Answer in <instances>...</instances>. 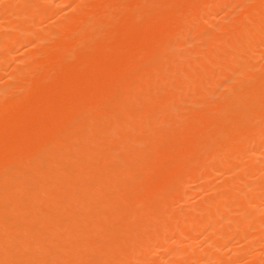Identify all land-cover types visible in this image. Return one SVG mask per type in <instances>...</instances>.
<instances>
[{"label":"rangeland","instance_id":"obj_1","mask_svg":"<svg viewBox=\"0 0 264 264\" xmlns=\"http://www.w3.org/2000/svg\"><path fill=\"white\" fill-rule=\"evenodd\" d=\"M3 1L4 0H0V26L2 27L0 28V172L2 173L0 175V181H8V184L7 182H2V184L5 186L6 190L7 188H10L11 191H5L0 182V192L5 191V194L3 193L4 195L0 193V197L2 196L0 199L2 203H0L3 204L4 207H6L5 204L7 203V206H10L9 208L7 207L8 209L6 210L5 208H3V205L0 204L2 206L0 210H17L15 212L18 214L13 213V215L15 216V220H18L19 224H22L19 226L16 221L14 222V217H12L13 220L11 219V217L9 218L11 219L10 222H12L13 224V228H15L14 231L16 232V238L19 235L22 236L25 232L27 235V231H30L31 229H34L33 231H30V233L33 232L32 234L34 236V239L38 238V241H33V239L31 238L33 236H30L32 234L28 233V236H30V239H32L31 243L34 242L35 244V246L33 245V248L36 250H34L32 248V245L28 243L29 240L25 242L27 244L23 242V245H26V250L28 247H31L32 252L30 251L31 249L29 250V252H27L28 250L26 251L24 246V248H20L22 246V242L19 243V241H25L24 238H26V236L23 238V240V236L20 238V240L18 238L17 240L12 237L14 235H9L13 232V228L9 229V227L11 226V224L8 222L9 219L6 220L5 218V221H7L6 224L8 223L9 225H4L5 223H3V215H0V221L2 223L0 224L5 226L3 227L0 225V234H2L0 235V237L2 236L4 238L5 236L6 239L4 238V240L6 241H9L8 237H11V239L13 238V240L15 239V241H18H14V243L12 244H10L9 242L8 246L9 244L11 246L13 244H19V247H17L18 245H15L14 247H9L8 249V246L4 245L5 241L0 239V249L2 247L1 250H4V248L7 247L8 251L4 250V252H9V255L11 253L13 255L14 253L16 254L18 252L17 256H9L10 259H12L11 261L9 257V260L5 257L6 260L3 261L6 263L10 261V264H49L50 262L55 264V262L57 261V264H85L89 259L86 264H88V262L93 264L94 261L96 262L95 264H120L122 260V264H264V129L262 128L264 127V123L263 125H261V123L259 122H263L264 120V82H262V80L264 81V0H199L200 3L201 1L203 3H199L201 6L197 4L198 1L196 0L194 1V4L190 5H188L190 0H179L178 2L180 3H178L177 0H63V2L62 0H7L4 1L6 3H4ZM185 1H187L188 3H186ZM205 1L206 3H204ZM151 3L155 4L156 6ZM133 4H135L136 6ZM36 5H38V7H36ZM41 5L43 6L41 7ZM46 5H49V8ZM187 5H192L191 8L189 7L192 10H189ZM33 7L35 10L37 8V10L35 11ZM134 7L137 10H135ZM185 7H187L188 12H192L191 14L196 13L198 10L200 11H198V14H195L194 16L188 13V15L184 17L182 16V14L183 11L186 10ZM193 7L196 9L193 10ZM197 7L201 8L198 9ZM174 9H178L180 11L183 10L182 12H180L182 14L180 15V13L177 12L178 10L175 11ZM249 9L252 10L250 11ZM172 10L174 11V14L178 13L177 15L179 16L175 15L174 18V15H171L173 13ZM136 11L138 14L136 13ZM253 11L254 13H251ZM168 12L170 16H168L167 14V16L165 15V13ZM248 12H250L252 15ZM140 14L144 18L143 21L141 20L142 17ZM162 14L164 17L166 16L165 19L163 18ZM129 15L130 17H128ZM132 15H134L137 20L139 19L138 21H142L141 24L144 23V27L140 24V22L136 20V18H131ZM160 15L162 17H160ZM243 15L246 17L245 19L243 18ZM167 17H173L174 19L171 18V21L173 20V22L178 21V28L175 26L176 24L174 23L173 25L172 22L169 21L170 18L168 19ZM176 17H178L179 19H176ZM182 17H187L186 20L188 19L190 21V24L188 20L187 22L182 21L184 20V18ZM147 18L150 20H147ZM161 18H163L164 20ZM241 18L243 19L241 20ZM153 19L155 21H153ZM156 19H158L160 22L162 21L163 23H159L158 20L156 23ZM126 20L127 23L129 22L128 24L125 23ZM130 20L132 24L130 23ZM166 21H169L171 25ZM136 22H138L139 26ZM182 22H184L185 25ZM165 23L170 26V29L172 25L175 26V28L172 27V29L175 30H173V32L172 30H169ZM179 23L180 25H182L181 27ZM130 24L134 27L137 24L135 27L136 29L129 28ZM146 24L151 28L150 30L149 27L146 26ZM160 24L164 25L161 26ZM203 24H205L206 26ZM246 25L248 26V28L246 27ZM155 26L160 29L157 30ZM11 27H13V29ZM125 27L131 30L130 31L126 28L128 32H131L132 34L135 32L134 34L136 35L139 32L137 29H140L141 34L138 35L142 37L141 40H139L140 38L138 35V37L135 35V38H133V35L131 36V33L128 34L127 31H122ZM145 27L148 30H146ZM19 28L25 33L21 32ZM115 28L116 30L117 28L118 30L122 29V32L119 30L117 31L119 34L115 33ZM143 28L145 32L143 31ZM167 28L168 30H166ZM152 29H154L153 33L151 32ZM185 29H187V31ZM177 30L178 34H174L173 37L171 34L175 33ZM146 31H148L149 33ZM143 32L146 34H150V36L144 34ZM163 32L168 33L165 35H170L167 36L169 38H166ZM121 33H125L128 36L130 35L129 38L132 37L133 41L126 38V35L122 34V36L128 39L126 41L125 38H122ZM249 33L254 37L249 36ZM152 34L154 37L151 36ZM156 34H159L158 37H156ZM111 35H118L122 38H115L117 40H125L123 42L125 43V46L122 42L117 43V45L115 43L117 41L113 42L110 40L114 43V48H111L110 46L112 45V43L110 41L107 42L108 38L111 37ZM260 35H263V39L260 38ZM107 36L109 37L107 38ZM113 36L112 38L114 40ZM162 36L165 37V40L167 39L166 41L167 43H169V45H167ZM243 37L246 39H244ZM158 38L160 40H163V45L158 41ZM134 39H136V41ZM102 40H106L105 46H103L104 42ZM138 40L140 42H137ZM142 40L144 43L142 42ZM151 40L155 42L158 41L159 43L157 42V44L155 43V45L154 43L150 42ZM179 40L180 43H178ZM101 41L103 43H101ZM145 41H148L149 43ZM129 42L136 43H130L131 45H129ZM258 42H260V44H258ZM95 43H97L99 46L98 52L96 49H94L97 47ZM120 43H122L121 48ZM145 43L148 44L145 45ZM159 44L161 45L158 49ZM76 45L77 47H75ZM100 45L103 46L102 48L106 51L107 56L105 55V51H102ZM132 45L133 47L135 46V50H133L134 48H130ZM115 47L119 51L116 50ZM148 47H151V49L149 48V50H147ZM144 49L147 51H145ZM155 49H157L158 51ZM88 50L89 53L90 50L92 51L90 55L94 54L95 52L97 54L100 53V55L103 56L104 59L102 60L101 57H98L100 55H97L96 53L94 55L95 58L94 56L92 58H89L90 55H87ZM93 50H95V52ZM150 50L154 52L151 51L152 53L148 54L147 56V52H149ZM142 51L145 55H143L142 53L143 56L141 55L140 58V54ZM84 52H86L88 58L85 56ZM116 52L117 55H119V53L120 55L117 56ZM164 53L167 54L165 55ZM132 54L136 56L134 57ZM82 55L84 56V59ZM111 55L114 56V59ZM168 56H170V58ZM111 58L113 60H111ZM88 59H91L90 64ZM92 59H95L96 62L92 61ZM99 60L101 63L103 62L102 65ZM84 61H86V63ZM82 64L84 66H82ZM86 64L88 65L90 72H88L89 69L85 67ZM140 64L142 66H140ZM247 64L249 67L247 66ZM93 65H95L96 69ZM169 65L172 66L170 67ZM104 66L108 68H104ZM91 68L95 77L90 74L92 73ZM259 70H263L261 71L263 75H258L261 73ZM94 71H96L97 73H95ZM109 71L110 73H108ZM119 72L120 74H118ZM14 75L16 76L14 77ZM250 75L253 77H251ZM256 75H258L259 77H256ZM100 76H103V79L101 78L99 80ZM92 77L93 79H91ZM105 80L107 83L105 82ZM252 82L254 83L252 84ZM254 84L257 85L255 86ZM243 86L247 87L244 88ZM95 90L98 91L95 92ZM9 91L11 92L9 93ZM237 91L240 92L238 93ZM228 94L229 96H227ZM252 94H254L253 97L255 96L254 99L252 97ZM221 95H223V98ZM66 96L69 98H67ZM240 96L241 98H239ZM225 97H227V99ZM79 98H81L83 101ZM89 99L92 101H90ZM223 100L224 102H222ZM234 100L236 101L234 102ZM240 100L244 101V103ZM119 103L120 105L123 104L127 108L124 106L119 107ZM77 104L80 110H83L84 107L86 108L82 112H78L80 110H78ZM79 104H82V106H80ZM85 105H87L88 107ZM69 108H71V110ZM247 108H249V111L247 110ZM245 109L247 111H245ZM252 109L253 113H251ZM30 110L31 112H29ZM71 111L73 114L71 113ZM65 112H68L69 114ZM74 112H77L78 114L76 113V115ZM139 112H141V114ZM221 113H223V117ZM248 113L249 115H247ZM65 115H68L69 117ZM60 116L61 118H59ZM62 116H64L65 118L67 117V120H65ZM217 117H219L218 120ZM30 120H32L31 124L29 122ZM194 120L195 122H193ZM252 121L255 123H253ZM197 122L199 123L197 124ZM258 122L260 123L259 126ZM77 123H79L78 125L80 127L76 125ZM131 123L133 124L131 125ZM70 124H72L73 127ZM134 124L135 126H133ZM65 125H67V127ZM182 125L184 126L183 128ZM253 126H256L257 129ZM199 127L202 128L198 130ZM259 127L262 129H260ZM100 128L103 131H101ZM180 131L181 134L179 133ZM191 132L194 133L192 134ZM58 133L60 134V137L58 138H62L60 141L59 139H57V136L59 135ZM147 133L149 135H147ZM189 133H191L192 136L189 135ZM63 134H66L67 136L65 135L64 138ZM169 136H171L172 138ZM25 137H27L26 141ZM29 137H32V139H30ZM100 137H103L104 139H101ZM45 139L48 140V143ZM247 139L251 141H248ZM27 142H30L31 145L33 144L34 146H31L30 148V143ZM32 142H34L36 145ZM23 144L25 146H22ZM212 145L213 147H211ZM24 147H26L27 149L24 150ZM251 147H253V149ZM22 148L24 152L26 151L24 153L26 157L23 155V152H21L23 151ZM103 149H105V151L107 150V153L104 152ZM15 150H20V153H15V156H13L14 152H18ZM31 150H33V152ZM27 152L28 154H26ZM102 152L104 153L102 154ZM122 152L125 154V156L124 154H122ZM17 154H20V156L18 157ZM106 155L109 156H107L108 158L104 160ZM10 156L14 158L10 159ZM20 158L22 159V162L20 161ZM51 159L55 160V163H53L54 161H51ZM87 159L89 161H93H90L88 163ZM98 160H101L102 162ZM14 161H17L18 164ZM23 161L26 163H23ZM47 161L49 162L47 163ZM19 162H21L24 166L22 167V164ZM71 162L73 163V165L77 164L75 167L77 168V166H79L78 169H80V171L76 170ZM14 163L17 165L20 164V166H17ZM54 164H56V166H52ZM46 166H49L50 168H52V170H50V168H47ZM61 166H63V168ZM65 166H68L71 169H68V167ZM229 166H231L232 168ZM36 167L42 168V170H39L37 168L39 170L38 171ZM72 167L75 169H73ZM11 168L13 170V173L10 172ZM59 168H62L63 171L61 169V171L59 172ZM43 169H45V172L43 171ZM46 169L47 172L50 171L51 173V175L49 173L50 176L48 175L49 180L45 179L47 176ZM26 170H29V173L35 170V172H38V174L40 172L41 176H43L44 172L46 176L43 177L45 178L40 176L42 178L43 184H41L42 181H40V179L38 178L39 176L37 175V173L34 174L35 176L37 175L36 179H39L37 181L40 182V187L38 186V183L35 184V181L33 180V174L31 181V174L28 175V171ZM53 170L55 171V173L53 172ZM70 170L72 171L69 172ZM121 170L124 171L125 174L121 172ZM25 171L27 175L24 174ZM64 171L68 174L61 173ZM72 172H75L73 173L75 176L71 175ZM22 173L25 176H22ZM27 176L30 177V179L28 177V182H26ZM5 178L7 180H5ZM8 178L10 180H8ZM17 178H19L21 182L22 180H25L26 184L30 183V181L32 183L26 185L25 182H23L24 186H21L22 183H20V187L24 190L19 189L20 187H18L17 189L19 183V179L17 180ZM13 180L15 181L14 184H16V182L18 181L16 184L17 186L14 187L16 189H12V187L15 186L12 184L14 182ZM91 180L92 182L94 181L95 184H92ZM33 181L35 185L33 184ZM31 184H33V187L31 186ZM41 185L43 186V190L40 189ZM34 186H36V189ZM181 186L183 188H181ZM25 187L28 189H26ZM210 187H213V189ZM196 188L199 189L197 190ZM33 189L34 191H36L34 192ZM26 190H29L27 191L29 193H27ZM71 190L74 194L72 192H69ZM47 191H51V193L55 192V195H52L51 193V195H48L49 193L47 194ZM185 191L188 193L186 194ZM24 193L26 196H24ZM6 194L8 198H6ZM29 194H31V197L29 196ZM44 194L46 195V197L44 196ZM66 194L69 196L67 197ZM47 196H50V199L48 198L49 200L47 199ZM3 197H5L4 200ZM29 197L31 200L29 199ZM38 197H42L44 200H42V198L39 200ZM9 198L10 200L7 201ZM24 198L27 200H24ZM20 199H22V202L25 201V203L32 200L35 202L34 203L32 201L33 203H29L31 211H29L30 208L28 207L27 203L25 204L26 206L23 205L26 207V209L22 208ZM12 200H14V203L16 204L19 203V200L20 208H12L16 205L12 202ZM235 200H237V203L235 202ZM10 201L12 202L13 206L10 205ZM206 201L208 202V204H210L208 205ZM30 204H35L36 207ZM17 205L19 207V204ZM20 210L25 211V213L23 211L21 212ZM201 210L205 212H202ZM65 211L67 212L65 213ZM94 212L95 214H93ZM105 212L108 213L106 214ZM60 213H62V215L64 214V217L62 215L61 217ZM67 213V216H70V218L66 217ZM102 213L105 214V218L104 214ZM92 214L95 216H93ZM101 214L103 215V218H100ZM17 215L19 216L17 217ZM38 215L39 218L41 216L45 220H43L44 224L43 222H41L44 227L39 222L40 219L38 218ZM83 215H87L88 218H85V216ZM97 215H99L98 218H96ZM66 218L67 220H71L67 221ZM36 220H38L36 222L37 224L34 223V221ZM54 220H58L57 223L61 222L60 224H62L60 225V229H63H61L60 234H62L63 236V233H69L68 237L71 240L67 237V234L64 235L63 238L61 237L62 242L59 240L60 243L63 244V242L65 243L69 239V244H63V247V245L61 246L59 243L61 247H58L56 246L58 244L55 243L56 248L58 247L63 249H59V252H57V249L55 254H52L54 250H52L51 254V250H49V253L47 252L46 255V251L48 250L46 248L47 244L49 243L48 239L51 237L49 232L50 230L54 231L57 228L56 222ZM79 220H81L80 222H78L79 224L76 223ZM181 220H183L184 222ZM195 220L199 222V225ZM62 221L66 222V224ZM47 222L48 224L50 223V225H48ZM15 223L17 225H15ZM24 225L26 227H24ZM30 225H32L31 227L34 226V228L28 227ZM40 225L48 233H44L45 231L42 229L44 231L42 234ZM53 225H55V228L51 227ZM16 226H19L20 229ZM57 226H59V224ZM68 226L71 227V230ZM6 228L8 230H11L12 232L8 231L10 233H6ZM37 228H39L40 230L39 233L36 232L38 231L36 230ZM66 229H68L67 232ZM20 230H23L22 233L20 232ZM58 230H56V232ZM34 233L37 234L34 235ZM6 234L9 236H7ZM39 234L42 237H39ZM44 234L49 235L46 240L44 237H47V235ZM174 235L177 236V240ZM65 236L67 238L66 241ZM147 236L148 238H146ZM52 238L51 241L54 240ZM144 238L146 239L145 241ZM11 239L10 241H13ZM40 239H42V241ZM39 240L40 245L42 246L39 245ZM137 241H139L140 243ZM36 244L40 248H38ZM133 244L135 248L134 246H132ZM42 247L44 251L40 250ZM184 247L186 250H182V248ZM13 248L18 251L13 252ZM21 249L24 252L22 251V254H19V251H21ZM64 249L65 251H63ZM174 249L178 252L174 253ZM178 249H181L180 252ZM126 250L127 254H125ZM4 252L1 254H4ZM133 252L135 253L132 254ZM167 252L168 254H166ZM23 253L27 255L25 256L27 258L24 259ZM27 253H31L32 255L28 257L29 254ZM135 254L139 255H137L139 257V260ZM131 255H135L136 259H134L135 257ZM89 256L91 258H89ZM129 256H131L132 258L129 259ZM150 256L153 257L154 261ZM18 257H23V259H19ZM15 258H18L19 260ZM42 258H44L45 260Z\"/></svg>","mask_w":264,"mask_h":264},{"label":"bare ground","instance_id":"obj_2","mask_svg":"<svg viewBox=\"0 0 264 264\" xmlns=\"http://www.w3.org/2000/svg\"><path fill=\"white\" fill-rule=\"evenodd\" d=\"M1 1H2V0H1ZM4 1H7V0H4ZM4 1H3V2H4ZM33 1H34V0H33ZM53 1H54V0H53ZM147 1H148V0H147ZM164 1H165V0H164ZM167 1H168V0H167ZM170 1H172V0H170ZM173 1H174V0H173ZM175 1H176V0H175ZM178 1H179V0H177V2H178ZM190 1H191V0H190ZM190 1H189V4H188V5H190V4H194V3H195V2H194L195 0L191 1V3H190ZM196 1H198L197 4L200 3L199 0H196ZM203 1H204V0H203ZM207 1H209V0H207ZM212 1H213V0H212ZM51 2H52V1H51ZM62 2H63V0H62ZM91 2H92V1H91ZM136 2H137V1H136ZM143 2H144V1H143ZM181 2H182V1H181ZM185 2L188 3L187 1H185ZM192 2H193V3H192ZM262 2H263V1H262ZM262 2H261V3H262ZM4 3H6V2H4ZM8 3H9V2H8ZM81 3H82V2H81ZM81 3H80V4H81ZM103 3H104V2H103ZM149 3H150V2H149ZM166 3H167V2H166ZM174 3H175V2H174ZM178 3H180V2H178ZM204 3H206V1H205ZM211 3H214V2H211ZM84 4H85V3H84ZM86 4H87V3H86ZM105 4H106V3H105ZM135 4H136V3H135ZM135 4H133V5H135ZM138 4H139V2H138ZM140 4H141V3H140ZM151 4H153V3H151ZM160 4H161V3H160ZM164 4H165V3H164ZM197 4H196V5H197ZM200 4H203L202 1H201ZM200 4H199V5H200ZM39 5H40V4H39ZM136 5H137V4H136ZM136 5H135V6H136ZM141 5H142V4H141ZM149 5H150V4H149ZM149 5H148V6H149ZM153 5L156 6L155 4H153ZM165 5H166V4H165ZM171 5H172V3H171ZM183 5H184V4H183ZM185 5H186V4H185ZM188 5H187L188 9H189V10H192V9H190V8L192 7V5H191V6H188ZM211 5H212V4H211ZM263 5H264V2H263ZM42 6H43V5H41V7H42ZM46 6H47V5H46ZM48 6H49V5H48ZM48 6H47V7H48ZM114 6H115V4H114ZM150 6H151V5H150ZM157 6H159V5H157ZM178 6H180V5H178ZM193 6H195V5H193ZM200 6H201V5H200ZM205 6H206V5H205ZM207 6H208V5H207ZM257 6H258V5H257ZM25 7H26V6H25ZM36 7H38V5H36ZM166 7H167V6H166ZM187 7H185L186 10H184V11L182 10V11H183V14L180 13V12H182V11H180V10H178V9H177L178 11H177L176 9H174V10L177 11L178 13H180V15L182 14V16L185 17V16L188 15V13H190V11L188 12ZM189 7H190V8H189ZM202 7H203V6H202ZM262 7H263V6H262ZM48 8H49V7H48ZM98 8H99V7H98ZM102 8H103V7H102ZM134 8H135V7H134ZM137 8H138V7H137ZM158 8H160V7H158ZM161 8H162V7H161ZM164 8H165V7H164ZM197 8H198V7H197ZM200 8H201V7H200ZM200 8H198V9H200ZM247 8H248V7H247ZM0 9H1V8H0ZM15 9H16V8H15ZM33 9H34V7H33ZM141 9H142V7H141ZM154 9H155V8H154ZM154 9H153V10H154ZM172 9H173V7H172ZM182 9H184V8H182ZM195 9H196V8L193 7V10H195ZM206 9H207V8H206ZM254 9H255V8H254ZM256 9H257V8H256ZM262 9H263V8H262ZM17 10H18V9H17ZM17 10H16V11H17ZM25 10H26V9H25ZM25 10H24V11H25ZM34 10H35V9H34ZM34 10H33V11H34ZM36 10H37V8H36ZM36 10H35V11H36ZM40 10H41V9H40ZM46 10H47V9H46ZM100 10H101V9H100ZM135 10H137V9L135 8ZM150 10H151V9H150ZM245 10H246V9H245ZM249 10H250V9H249ZM251 10H252V9H251ZM251 10H250V11H251ZM48 11H50V10H48ZM111 11H112V10H111ZM145 11H146V8H145ZM154 11H155V10H154ZM168 11H169V10H168ZM172 11H173V10H172ZM185 11H186V12H185ZM198 11H200V10H198ZM198 11H197V12H198ZM254 11H255V10H254ZM254 11L251 12V13H254ZM259 11H260V10H259ZM46 12H47V11H46ZM52 12H53V11H52ZM101 12H102V11H101ZM197 12H196V13H193V14H191V13H192V12H191L190 15L194 16L195 14H198ZM204 12H205V11H204ZM6 13H7V11H6ZM44 13H45V12H44ZM102 13H103V12H102ZM102 13H101V14H102ZM134 13H135V11H134ZM136 13H137V11H136ZM140 13H141V12H140ZM143 13H144V12H143ZM147 13H148V12H147ZM158 13H159V12H158ZM178 13H177V14H178ZM184 13H185V14H184ZM206 13H207V12H206ZM248 13H250V12H248ZM251 13H250V14H251ZM29 14H30V13H29ZM31 14H34V13H31ZM38 14H39V13H38ZM50 14H51V13H50ZM74 14H75V13H74ZM74 14H73V15H74ZM128 14H129V13H128ZM137 14H138V13H137ZM148 14H149V13H148ZM151 14H152V13H151ZM156 14H157V13H156ZM166 14H167L168 16H170V15H169V12H168V13H165V15H166ZM177 14H176V13L174 14V11H173V13H172L171 15H174L173 17L175 18V15H177ZM75 15H76V14H75ZM85 15H86V14H85ZM126 15H127V14H126ZM135 15H136V14H135ZM140 15H141V14H140ZM140 15H139V17H140ZM144 15H145V14H144ZM146 15H147V14H146ZM158 15H159V14H158ZM167 15H166V16H167ZM190 15H189V16H190ZM251 15H252V14H251ZM253 15H254V14H253ZM255 15H256V14H255ZM33 16H34V15H33ZM132 16H133V17H132ZM132 16H131V18H133V19L136 18V17H134V15H132ZM137 16H138V15H137ZM148 16H150V15H148ZM162 16H163V14H162ZM162 16L160 15V17H162ZM166 16H165V17H166ZM177 16H179V15H177ZM196 16H197V15H196ZM198 16H199V15H198ZM243 16H244V15H243ZM259 16H260V15H259ZM19 17H21V16H19ZM19 17H18V18H19ZM100 17H101V16H100ZM128 17H130V15H129ZM141 17H142V15H141ZM144 17H145V16H144ZM156 17H157V16H156ZM165 17L163 16L164 19H165ZM173 17H171V18L174 19ZM184 17H182V18H184ZM256 17H257V16H256ZM38 18H39V17H38ZM131 18H130V19H131ZM157 18H158V17H157ZM163 18H161V19H163ZM167 18L169 19L170 17H167ZM167 18H166V20H167ZM171 18L169 19V21L172 22L173 25H174V23H175V24H176L175 26L177 27V26H178V25H177V24H178V23H177L178 21H177V22H176V21L173 22V20L171 21ZM177 18H178V17H176V19H177ZM186 18H187V17H186ZM186 18H184V20H182V21H186V22H187L188 19L186 20ZM189 18H191V17H189ZM199 18H200V17H199ZM243 18L245 19L246 17L244 16ZM243 18H241V20H242ZM62 19H63V18H62ZM126 19H127V18H126ZM143 19H144V18L142 17L141 20L143 21ZM164 19H163V20H164ZM178 19H179V18H178ZM180 19H181V17H180ZM193 19H194V18H193ZM196 19H197V17H196ZM200 19H201V18H200ZM26 20H27V19H26ZM32 20H33V18H32ZM63 20H64V19H63ZM94 20H95V19H94ZM99 20H100V19H99ZM128 20H129V19H128ZM136 20H137V18H136ZM138 20H139V19H138ZM138 20H137V21H138ZM147 20H150V19L147 18ZM157 20H158V19H156V23H157ZM20 21H21V19H20ZM133 21H135V20H133ZM142 21H141V22H142ZM153 21H155V20L153 19ZM158 21H159V20H158ZM169 21H166V22H168V23L171 25V23H170ZM188 21H189V20H188ZM255 21H256V20H255ZM24 22H25V21H24ZM37 22H38V21H37ZM93 22H94V21H93ZM95 22H96V21H95ZM100 22H101V21H100ZM109 22H110V21H109ZM138 22H140V21H138ZM138 22H136V23L138 24ZM141 22H140V24H141ZM197 22H198V21H197ZM243 22H245V21H243ZM261 22H262V21H261ZM22 23H23V22H22ZM22 23H21V24H22ZM89 23H90V22H89ZM121 23H122V22H121ZM121 23H120V24H121ZM125 23L128 24L129 22L127 23V20H126ZM130 23L132 24L131 20H130ZM159 23L162 24L163 22H162V21H161V22L159 21ZM180 23H181V21H180ZM180 23H179V25H180ZM182 23H184V22H182ZM2 24H3V23H2ZM23 24H24V23H23ZM23 24H22V25H23ZM29 24H30V23H29ZM105 24H106V23H105ZM107 24H108V23H107ZM123 24H124V23H123ZM131 24H130V26H131ZM134 24H135V23H134ZM137 24H136V25H137ZM150 24H153V23H150ZM161 24H160V25H161ZM165 24H166V23H165ZM189 24H190V21H189ZM69 25H70V24H69ZM73 25H74V24H73ZM89 25H90V24H89ZM136 25H135V27H136ZM141 25H143V27H144V23L141 24ZM141 25H140V27H141ZM158 25H159V24H158ZM163 25H164V24H163ZM163 25H161V26H163ZM166 25H167V24H166ZM166 25H165V26H166ZM173 25H172V27L175 28V26H173ZM184 25H185V23H184ZM196 25H197V24H196ZM203 25H205V24H203ZM203 25H202V26H203ZM4 26H5V25H4ZM11 26H13V25H11ZM79 26H80V24H79ZM90 26H91V25H90ZM125 26H126V25H125ZM128 26H129V25H128ZM128 26H127V27H128ZM130 26H129V28H135L134 26H131V27H130ZM138 26H139V24H138ZM146 26H147V24H146ZM153 26H154V25H153ZM153 26H152V27H153ZM156 26H157V25H156ZM156 26H155V27H156ZM181 26H182V25H180V27H181ZM194 26H195V25H194ZM205 26H206V25H205ZM237 26H238V25H237ZM248 26H249V24H248ZM248 26L246 25L247 28H248ZM253 26H254V25H253ZM19 27H21V26H19ZM23 27H24V26H23ZM58 27H59V26H58ZM76 27H77V25H76ZM108 27H109V26H108ZM112 27H113V26H112ZM127 27L124 28L125 30H124V29H123V30L121 29V30L124 31V32H125V31L128 32V30H130V29H128ZM147 27H149V26H147ZM167 27L169 28V30H172V32H173V30H175V29H172V27H171V29H170V26H169V25H167ZM180 27H179V28H180ZM231 27H233V26H231ZM231 27H229V28H231ZM262 27H263V26H262ZM0 28H2V27L0 26ZM3 28H4V27H3ZM11 28L13 29V27H11ZM88 28H89V27H88ZM126 28H127L128 30H126ZM138 28H139V27H138ZM156 28H157V30L160 29V28H158V27H156ZM161 28H162V27H161ZM168 28H167L166 30H168ZM177 28H178V27H177ZM177 28H176V29H177ZM198 28H199V27H198ZM207 28H208V26H207ZM235 28H237V27H235ZM255 28H256V27H255ZM108 29H110V28H108ZM135 29H136V28H135ZM145 29H146V27H145ZM150 29H151V28L149 27V30H150ZM182 29H183V28H182ZM187 29H188V28H187ZM187 29H185V30L187 31ZM193 29H194V28H193ZM19 30H21V29L19 28ZM84 30H85V29H84ZM115 30H116V28H115ZM119 30H120V29H119ZM119 30H118V28H117L116 32H115V31H114V32L117 33V34H119V33L117 32V31H119ZM121 30H120V31H121ZM137 30L139 31V32L137 31V32H138L137 35H138V34H141V33H140V29H137ZM146 30H148V29H146ZM153 30H154V29H152V31H151L152 33L154 32ZM155 30H156V29H155ZM166 30H164V31H166ZM178 30H179V29H178ZM178 30H177L175 33L171 34V35H172V36H173L174 34L176 35V33L178 32ZM206 30H207V29H206ZM16 31H17V30H16ZM90 31H91V30H90ZM90 31H89V32H90ZM122 31H121V32H122ZM130 31H131V30H130ZM141 31H142V29H141ZM143 31H144V28H143ZM195 31H196V30H195ZM202 31H203V30H202ZM240 31H241V29H240ZM21 32H23V31L21 30ZM28 32H29V31H28ZM111 32H113V31H111ZM144 32H145V31H144ZM144 32H143V33H144ZM146 32H148V31H146ZM151 32H150V33H151ZM158 32H159V31H158ZM166 32H168V31H166ZM166 32H163L164 35H165V34H168V33H166ZM191 32H192V31H191ZM248 32H249V31H248ZM23 33H25V32H23ZM85 33H86V32H85ZM109 33H110V32H109ZM109 33H108V34H109ZM129 33H131V32H128V34H129ZM134 33H135V32H134ZM134 33H133V34L131 33V36L133 35V38H135V35H136V34H134ZM148 33H149V32H148ZM169 33H170V32H169ZM184 33H185V32H184ZM231 33H232V32H231ZM258 33H259V32H258ZM20 34H21V33H20ZM98 34H99V33H98ZM102 34H104V33H102ZM110 34H111V33H110ZM110 34H109V35H110ZM122 34H123V33H121V36H122ZM144 34H146V33H144ZM160 34H161V33H160ZM177 34H178V33H177ZM233 34H234V33H233ZM249 34H250V33H249ZM87 35H88V34H87ZM106 35H107V33H106ZM113 35H114V34H113ZM113 35H111V37L107 36V38L109 37L108 40H107V42L110 41V40L113 41V42H114V41H117V42H115V43L117 44V43H119V42H122V43H123V42L125 41V40H124V41L117 40V39H115V38H118L119 36H118V35H115V36H117V37H115V36H113ZM123 35H126V36H127L126 38H128L129 40L131 39V41H133V40H132V37L129 38L130 35L128 36V35L125 34V33H124ZM137 35H136V36H137ZM146 35H149V36H150V34H146ZM146 35H143V36H146ZM158 35H159V34H158ZM158 35L156 34V37H158ZM164 35H163V36H164ZM225 35H226V34H225ZM225 35H224V37H225ZM230 35H232V34H230ZM246 35H247V33H246ZM253 35H254V34H253ZM112 36L114 37V40H113ZM138 36H139V38H140L139 40H141L142 37H140V35H138ZM138 36H137V37H138ZM151 36H153V34H152ZM163 36H162V38H164V40H165V37H163ZM165 36H166V38H169V37H167V36H170V35H165ZM177 36H178V35H177ZM187 36H188V35H187ZM234 36H235V35H234ZM242 36H243V35H242ZM249 36L254 37V36H252L251 34H250ZM262 36H263V35H262ZM262 36L260 35V38H262ZM6 37H7V36H6ZM15 37H17V36H15ZM93 37H94V36H93ZM153 37H154V36H153ZM173 37H174V36H173ZM173 37H172V38H173ZM182 37H183V36H182ZM208 37H209V34H208ZM221 37H222V36H221ZM1 38H2V37H1ZM103 38H104V37H103ZM119 38H121V37H119ZM119 38H118V39H119ZM122 38H125V37L122 36ZM122 38H121V39H122ZM126 38H125V39H126ZM147 38H149V37H147ZM147 38H144V39H147ZM160 38H161V37H160ZM162 38H161V39H162ZM243 38H244V37H243ZM19 39H21V38H19ZM75 39H76V38H75ZM78 39H79V38H78ZM104 39H105V38H104ZM128 39H126V41H127ZM136 39H137V38H136ZM136 39H134V40L136 41ZM144 39H143V40H144ZM152 39H153V38H152ZM158 39H159V38H158ZM176 39H177V38H176ZM185 39H186V38H185ZM187 39H188V38H187ZM199 39H200V38H199ZM234 39H235V38H234ZM244 39H246V38H244ZM262 39H263V38H262ZM88 40H89V39H88ZM100 40H101V39H100ZM100 40H98V41H100ZM139 40H138L137 42H140ZM143 40H142V42H143ZM153 40H154V39H153ZM153 40H151L150 42H151V43H154V44H155V43L157 44V42L159 41V42L162 43V45H163V40H160V39H159L157 42H155V41H153ZM166 40H167V39H166ZM166 40H165V41H166ZM222 40H223V39H222ZM235 40H236V39H235ZM102 41H103L104 43H103ZM102 41H101V43H103V46H105V44H106V40H105V41L102 40ZM111 41H110V42H111ZM152 41H153V42H152ZM169 41H170V40H169ZM246 41H247V40H246ZM9 42H10V39H9ZM25 42H26V41H25ZM113 42H111V43H112V45L110 46L111 48H114V47H113V44H114ZM145 42H148V41H145ZM159 42H158V43H159ZM173 42H174V41H173ZM255 42H257V41H255ZM7 43H8V42H7ZM16 43H17V42H16ZM98 43H99V42H98ZM122 43H120V45H121ZM130 43H131V42H129V45H131L133 42H132L131 44H130ZM135 43H136V42H135ZM135 43H133V44H135ZM143 43H144V42H143ZM148 43H149V42H148ZM148 43H145V45L148 44ZM166 43H167V41H166ZM178 43H180V40H179ZM182 43H183V42H182ZM228 43H229V41H228ZM33 44H34V43H33ZM66 44H67V43H66ZM93 44H94V42H93ZM95 44H96L97 47L95 46L96 48H94V49H96L97 52H98V51H99V50H98V49H99V48H98L99 46H98L97 43H95ZM109 44H110V43H109ZM116 44H115V45H116ZM126 44H127V42H126ZM137 44H138V43H137ZM137 44H136V45H137ZM156 44H155V45H156ZM170 44H171V43H170ZM238 44H239V42H238ZM258 44H260V42H258ZM14 45H15V44H14ZM18 45H19V44H18ZM20 45H21V44H20ZM28 45H29V44H28ZM101 45H102V44H101ZM101 45H100V47L102 48L103 46H101ZM117 45H118V44H117ZM123 45L125 46V43H123ZM139 45H141V44H139ZM139 45H138V48H139ZM160 45H161V44L158 45V46H159L158 49L160 48ZM167 45H169V43H167ZM93 46H94V45H93ZM124 46H123V48H124ZM148 46H149V45H148ZM173 46H174V45H173ZM179 46H180V45H179ZM225 46H226V44H225ZM256 46H257V45H256ZM2 47H3V46H2ZM75 47H77V45H76ZM121 47H122V45L120 46V48H121ZM126 47H127V46H126ZM134 47H135V46H134ZM134 47H133V45H132L130 48H134ZM145 47H146V46H145ZM151 47H152V46H151ZM151 47H148L147 50H149V48L151 49ZM156 47H157V46H156ZM6 48H7V47H6ZM61 48H62V47H61ZM115 48H116V47H115ZM117 48H118V46H117ZM117 48H116V50H118ZM128 48H129V46H128ZM138 48H137V49H138ZM219 48H220V47H219ZM227 48H228V46H227ZM250 48H251V46H250ZM1 49H2V48H1ZM91 49H92V48H91ZM161 49H162V48H161ZM161 49H160V50H161ZM168 49H169V48H168ZM171 49H173V48H171ZM3 50H4V49H3ZM70 50H71V49H70ZM100 50H101V49H100ZM113 50H114V49H113ZM133 50H135V48H134ZM141 50H142V48H141ZM144 50H145V49H144ZM144 50H143V51H144ZM147 50H145V51H147ZM153 50H154V49H153ZM155 50H157V49H155ZM252 50H253V49H252ZM82 51H83V50H82ZM86 51H87V50H86ZM93 51L95 52V50H93ZM102 51H105V50L102 48ZM118 51H119V50H118ZM127 51H128V49H127ZM129 51H130V50H129ZM138 51H139V50H138ZM138 51H137V52H138ZM143 51L141 52V54L139 53V54H140V58H141V55H142ZM151 51H152V50H150L149 52H147V56H148V54L154 52V51H152V52H151ZM157 51H158V50H157ZM157 51H156V52H157ZM173 51H174V50H173ZM239 51H240V50H239ZM139 52H140V51H139ZM156 52H155V53H156ZM167 52H169V51H167ZM177 52H178V51H177ZM225 52H226V51H225ZM84 53H85V56L88 58L87 55H90V53H92V51L90 50V53H89V50H88V52H87L88 54H87V55H86V52H84ZM95 53H96V52H95ZM95 53H94V54H91V55H90L91 57L89 56V58H92V57L95 55ZM102 53H103V52H102ZM105 53H106V51H105ZM114 53H115V52H114ZM114 53H113V54H114ZM122 53H123V52H122ZM127 53H128V52H127ZM130 53H131V52H130ZM130 53H129V54H130ZM132 53H133V52H132ZM159 53H160V52H159ZM220 53H221V52H220ZM239 53H240V52H239ZM96 54H97V53H96ZM98 54L100 55V53H98ZM98 54H97V55H98ZM133 54H134V53H133ZM133 54H132V55H133ZM164 54H165V53H164ZM166 54H167V53H166ZM166 54H165V55H166ZM169 54H170V53H169ZM221 54H222V53H221ZM228 54H229V53H228ZM230 54H231V53H230ZM8 55H9V54H8ZM55 55H56V54H55ZM69 55H70V54H69ZM105 55L107 56V53H106ZM116 55H117V52H116ZM119 55H120V53H119ZM119 55H117V56H119ZM136 55H137V53H136ZM136 55H133V56L135 57ZM143 55H145V54L143 53ZM143 55H142V56H143ZM155 55H156V54H155ZM159 55H160V54H159ZM82 56H83V55H82ZM109 56H110V55H109ZM111 56H112V55H111ZM122 56H123V55H122ZM122 56H120V57H122ZM127 56H128V55H127ZM161 56H163V55H161ZM78 57H79V56H78ZM80 57H81V56H80ZM86 57H85V58H86ZM98 57H101L102 60L104 59L103 56H101V55L98 56ZM113 57H114V56H112V58H113ZM137 57H139V56H137ZM144 57H145V56H144ZM159 57H160V56H159ZM164 57H165V56H164ZM168 57L170 58V56H168ZM168 57H167V58H168ZM219 57H220V55H219ZM236 57H237V56H236ZM4 58H5V57H4ZM52 58H53V57H52ZM87 58H86V59H87ZM94 58H95V56H94ZM112 58H111V60L114 59V58H113V59H112ZM123 58H126V57H123ZM131 58H133V57H131ZM146 58H148V57H146ZM177 58H178V57H177ZM80 59H82V58H80ZM83 59H84V56H83ZM97 59H98V58H97ZM97 59H96V60H97ZM175 59H176V58H175ZM221 59H222V58H221ZM249 59H250V58H249ZM2 60H3V59H2ZM20 60H21V59H20ZM88 60H89V64H90V60H91V59H88ZM111 60H108V61H111ZM125 60H127V59H125ZM125 60H124V61H125ZM129 60H130V59H129ZM133 60H134V59H133ZM135 60H136V58H135ZM139 60H140V59H139ZM143 60H144V59H143ZM193 60H194V59H193ZM224 60H225V59H224ZM46 61H47V60H46ZM51 61H52V60H51ZM75 61H76V60H75ZM86 61H87V60H86ZM86 61H84V62L86 63ZM92 61H95V59H92ZM106 61H107V60H106ZM124 61H121V62H124ZM146 61H147V60H146ZM161 61H162V60H161ZM172 61H173V60H172ZM239 61H240V60H239ZM242 61H243V60H242ZM56 62H57V61H56ZM77 62H78V61H77ZM79 62H80V60H79ZM95 62H96V61H95ZM99 62H100V60H99ZM99 62H98V63H99ZM131 62H132V60H131ZM197 62H198V61H197ZM100 63H101V62H100ZM102 63H103V62H102ZM102 63H101V65H102ZM116 63H117V62H116ZM75 64H76V63H75ZM91 64H92V62H91ZM96 64H97V63H96ZM104 64H106V63H104ZM172 64H173V63H172ZM245 64H246V62H245ZM61 65H62V64H61ZM65 65H67V64H65ZM86 65H87V64H86ZM86 65H85V67H86L87 69H89V68H88V65H87V66H86ZM99 65H100V64H99ZM106 65H108V64H106ZM115 65H116V64H115ZM134 65H135V64H134ZM137 65H138V64H137ZM228 65H229V64H228ZM48 66H49V65H48ZM62 66H63V65H62ZM73 66H74V65H73ZM78 66H79V65H78ZM82 66H84V65L82 64ZM93 66H94V68H95V65H93ZM116 66H117V65H116ZM140 66H142V65L140 64ZM169 66H170V65H169ZM171 66H172V65H171ZM171 66H170V67H171ZM247 66H248V64H247ZM247 66H246V67H247ZM255 66H256V64H255ZM46 67H47V66H46ZM70 67H71V66H70ZM75 67H76V66H75ZM91 67H92V66H91ZM97 67H98V66H97ZM100 67H101V66H100ZM183 67H184V66H183ZM243 67H244V65H243ZM248 67H249V66H248ZM32 68H33V67H32ZM49 68H50V67H49ZM76 68H77V67H76ZM81 68H82V67H81ZM104 68H108V67L104 66ZM126 68H127V67H126ZM137 68H138V66H137ZM173 68H174V67H173ZM71 69H72V68H71ZM95 69H96V68H95ZM98 69H99V68H98ZM109 69H110V68H109ZM111 69H112V68H111ZM122 69H123V68H122ZM263 69H264V68H263ZM83 70H84V68H83ZM100 70H102V69H100ZM130 70H131V69H130ZM254 70H255V69H254ZM92 71H93V70H92V68H91V72H92ZM97 71H98V70H97ZM103 71H104V70H103ZM113 71H114V70H113ZM113 71H112V72H113ZM171 71H172V70H171ZM171 71H170V72H171ZM182 71H183V70H182ZM194 71H195V70H194ZM204 71H205V69H204ZM226 71H227V70H226ZM259 71L261 72V71H263V70H259ZM65 72H66V71H65ZM68 72H69V71H68ZM68 72H67V73H68ZM70 72H71V71H70ZM88 72H90V69H89ZM94 72L97 73L96 71H94ZM105 72H106V70H105ZM128 72H129V71H128ZM128 72H127V73H128ZM192 72H193V71H192ZM250 72H251V71H250ZM74 73H75V72H74ZM100 73H101V72H100ZM102 73H103V72H102ZM108 73H110V71H109ZM175 73H176V72H175ZM196 73H197V72H196ZM253 73H254V72H253ZM256 73H257V72H256ZM14 74H15V73H14ZM70 74H71V73H70ZM87 74H88V73H87ZM90 74L93 75V72L90 73ZM104 74H105V73H104ZM118 74H120V72H119ZM197 74H198V73H197ZM220 74H221V73H220ZM250 74H251V73H250ZM261 74L263 75L262 72H261L260 74H258V75L261 76ZM65 75H66V74H65ZM92 75H91V76H92ZM151 75H152V74H151ZM258 75H256V77H257ZM15 76H16V75H14V77H15ZM91 76H90V77H91ZM93 76H94V75H93ZM103 76H104V75H103ZM103 76H100L99 80H100ZM168 76H169V75H168ZM189 76H190V75H189ZM208 76H209V75H208ZM250 76H251V75H250ZM58 77H59V76H58ZM94 77H95V76H94ZM108 77H109V76H108ZM129 77H130V76H129ZM251 77H253V76H251ZM251 77H250V78H251ZM258 77H259V76H258ZM263 77H264V76H263ZM70 78H71V77H70ZM81 78H82V77H81ZM83 78H84V77H83ZM109 78H110V77H109ZM113 78H114V77H113ZM16 79H18V78H16ZM53 79H54V78H53ZM73 79H74V78H73ZM77 79H78V78H77ZM85 79H86V77H85ZM91 79H93V77H92ZM102 79H103V78H102ZM105 79H107V78H105ZM253 79H254V78H253ZM253 79H252V80H253ZM258 79H259V78H258ZM67 80H68V79H67ZM67 80H66V81H67ZM24 81H25V80H24ZM62 81H63V80H62ZM62 81H61V82H62ZM79 81H80V80H79ZM84 81H85V80H84ZM86 81H87V80H86ZM96 81H97V80H96ZM239 81H241V80H239ZM70 82H71V81H70ZM97 82H98V81H97ZM97 82H96V83H97ZM101 82H102V81H101ZM105 82H106V80H105ZM232 82H233V81H232ZM237 82H238V81H237ZM237 82H236V83H237ZM245 82H246V81H245ZM249 82H251V81H249ZM249 82H248V83H249ZM254 82H255V80H254ZM254 82H252V84H253ZM262 82H264V81L262 80ZM92 83H93V82H92ZM106 83H107V82H106ZM106 83H105V84H106ZM239 83H240V82H239ZM246 83H247V82H246ZM246 83H245V84H246ZM78 84H79V83H78ZM87 84H88V83H87ZM90 84H91V83H90ZM90 84H89V85H90ZM99 84H100V83H99ZM122 84H123V83H122ZM241 84H242V83H241ZM243 84H244V83H243ZM252 84H251V85H252ZM83 85H84V83H83ZM85 85H86V84H85ZM89 85H88V86H89ZM94 85H95V83H94ZM96 85H97V84H96ZM107 85H108V84H107ZM194 85H195V84H194ZM251 85H250V86H251ZM254 85H255V84H254ZM256 85H257V84H256ZM256 85H255V86H256ZM261 85H262V84H261ZM97 86H98V85H97ZM100 86H101V85H100ZM120 86H121V85H120ZM202 86H203V85H202ZM237 86H238V85H237ZM76 87H77V86H76ZM103 87H104V86H103ZM229 87H230V86H229ZM243 87H244V86H243ZM246 87H247V86H246ZM246 87H244V88H246ZM72 88H73V86H72ZM90 88H92V87H90ZM93 88H94V87H93ZM104 88H105V87H104ZM248 88H249V87H248ZM251 88H252V87H251ZM4 89H5V88H4ZM16 89H17V88H16ZM64 89H65V86H64ZM82 89H83V88H82ZM84 89H85V88H84ZM87 89H88V88H87ZM87 89H86V91H87ZM95 89H96V88H95ZM99 89H100V88H99ZM106 89H107V88H106ZM118 89H119V88H118ZM256 89H257V88H256ZM261 89H262V88H261ZM42 90H43V89H42ZM114 90H115V89H114ZM154 90H155V89H154ZM245 90H246V89H245ZM257 90H258V89H257ZM91 91H92V90H91ZM97 91H98V90H97ZM97 91L95 90V92H97ZM107 91H108V90H107ZM229 91H230V90H229ZM10 92H11V91H9V93H10ZM64 92H65V91H64ZM74 92H75V91H74ZM105 92H106V91H105ZM222 92H223V91H222ZM232 92H233V91H232ZM232 92H231V93H232ZM237 92H238V91H237ZM239 92H240V91H239ZM239 92H238V93H239ZM242 92H243V91H242ZM9 93H8V94H9ZM61 93H62V92H61ZM65 93H66V92H65ZM87 93H88V92H87ZM103 93H104V92H103ZM223 93H224V92H223ZM238 93H237V94H238ZM243 93H244V92H243ZM6 94H7V93H6ZM56 94H57V93H56ZM68 94H69V93H68ZM70 94H71V93H70ZM81 94H83V93H81ZM91 94H92V93H91ZM95 94H96V93H95ZM226 94H227V93H226ZM248 94H249V93H248ZM34 95H35V94H34ZM57 95H58V94H57ZM87 95H88V94H87ZM169 95H170V94H169ZM224 95H225V94H224ZM242 95H243V94H242ZM253 95H254V94H252V97H253ZM261 95H262V94H261ZM142 96H143V95H142ZM142 96H141V97H142ZM221 96H222V98H223V95H221ZM227 96H229V94H228ZM238 96H239V95H238ZM244 96H245V95H244ZM247 96H248V95H247ZM256 96H257V95H256ZM66 97H67V96H66ZM85 97H86V95H85ZM90 97H91V95H90ZM94 97H95V96H94ZM146 97H147V96H146ZM175 97H176V96H175ZM252 97H251V99H252ZM254 97H255V96H254ZM254 97H253V99H254ZM67 98H69V97H67ZM70 98H71V97H70ZM81 98H82V97H81ZM81 98H79V99L82 100ZM170 98H171V97H170ZM185 98H186V97H185ZM201 98H203V97H201ZM206 98H207V97H206ZM225 98L227 99V97H225ZM230 98H231V97H230ZM232 98H234V97H232ZM239 98H241V96H240ZM242 98H243V97H242ZM247 98H248V97H247ZM58 99H59V98H58ZM87 99H88V97H87ZM90 99H91V98H90ZM90 99H89V100H90ZM94 99H95V98H94ZM94 99H93V100H94ZM131 99H133V98H131ZM236 99H237V98H236ZM261 99H262V98H261ZM15 100H16V99H15ZM80 100H79V101H80ZM107 100H108V99H107ZM144 100H145V98H144ZM171 100H172V99H171ZM201 100H202V99H201ZM205 100H206V99H205ZM66 101H68V100H66ZM82 101H83V100H82ZM84 101H87V100H84ZM90 101H92V100H90ZM90 101H89V104H90ZM138 101H139V100H138ZM232 101H233V100H232ZM235 101H236V100H234V102H235ZM240 101H242V100H240ZM245 101H246V100H245ZM101 102H102V101H101ZM222 102H224V100H223ZM226 102H227V101H226ZM229 102H230V99H229ZM234 102H233V103H234ZM237 102H239V101H237ZM237 102H236V103H237ZM242 102L244 103V101H242ZM73 103H74V102H73ZM80 103H81V102H80ZM161 103H162V102H161ZM180 103H181V102H180ZM213 103H214V102H213ZM220 103H221V102H220ZM263 103H264V102H263ZM74 104H75V103H74ZM234 104H235V103H234ZM250 104H251V103H250ZM75 105H76V104H75ZM79 105H80V104H79ZM119 105H120V103H119ZM261 105H262V104H261ZM39 106H40V105H39ZM80 106H82V104H81ZM85 106H87V105H85ZM121 106H124V105L122 104V105H120L119 107H121ZM215 106H216V105H215ZM248 106H249V105H248ZM253 106H254V105H253ZM62 107H63V106H62ZM83 107H84V105H83ZM87 107H88V106H87ZM117 107H118V106H117ZM124 107H126V106H124ZM124 107H123V108H124ZM170 107H172V106H170ZM212 107H213V106H212ZM257 107H258V106H257ZM2 108H3V107H2ZM40 108H41V107H40ZM77 108H78V104H77ZM85 108H86V107H84V109H85ZM91 108H92V107H91ZM126 108H127V107H126ZM202 108H203V107H202ZM206 108H207V107H206ZM210 108H211V107H210ZM217 108H218V107H217ZM224 108H225V107H224ZM37 109H38V108H37ZM62 109H63V108H62ZM69 109L71 110V108H69ZM72 109H73V108H72ZM84 109H83V110H84ZM96 109H97V108H96ZM98 109H99V108H98ZM124 109H125V108H124ZM198 109H199V108H198ZM228 109H229V108H228ZM250 109H251V108H250ZM259 109H260V108H259ZM35 110H36V109H35ZM40 110H41V109H40ZM66 110H67V108H66ZM66 110H65V111H66ZM74 110H75V109H74ZM78 110H80V108H78ZM83 110L81 109V110L78 111V112H82ZM120 110H121V108H120ZM128 110H129V109H128ZM199 110H200V109H199ZM216 110H218V109H216ZM220 110H221V109H220ZM247 110L249 111V108H247ZM247 110L245 109V111H247ZM6 111H7V110H6ZM21 111H22V110H21ZM43 111H44V110H43ZM59 111H60V110H59ZM76 111H77V109H76ZM99 111H100V110H99ZM184 111H185V110H184ZM221 111H222V110H221ZM243 111H244V110H243ZM29 112H31V110H30ZM34 112H35V111H34ZM37 112H38V111H37ZM51 112H52V111H51ZM63 112H64V111H63ZM63 112H62V114H63ZM90 112H91V111H90ZM109 112H110V111H109ZM128 112H129V111H128ZM205 112H206V111H205ZM219 112H220V111H219ZM41 113H43V112H41ZM47 113H48V112H47ZM65 113H68V112H65ZM65 113H64V114H65ZM71 113H72V111H71ZM71 113H70V115H71ZM74 113H75V112H74ZM76 113H77V112H76ZM76 113H75V114H76ZM86 113H87V112H86ZM122 113H123V111H122ZM133 113H134V112H133ZM136 113H137V112H136ZM139 113L141 114V112H139ZM139 113H138V114H139ZM207 113H209V112H207ZM207 113H206V114H207ZM223 113H224V112H223ZM223 113H221L222 117H223ZM232 113H234V112H232ZM245 113H247V112H245ZM249 113H250V112H249ZM249 113H248L247 115H249ZM251 113H253V109L251 110ZM258 113H259V112H258ZM14 114H15V113H14ZM58 114H59V113H58ZM68 114H69V113H68ZM72 114H73V113H72ZM77 114H78V113H77ZM77 114H76V115H77ZM217 114H218V113H217ZM29 115H30V114H29ZM29 115H28V116H29ZM31 115H32V114H31ZM130 115H131V114H130ZM177 115H178V114H177ZM209 115H210V114H209ZM215 115H216V114H215ZM215 115H214V117H215ZM235 115H236V114H235ZM241 115H242V113H241ZM245 115H246V114H245ZM43 116H44V115H43ZM65 116L69 117L68 115H65ZM83 116H84V115H83ZM136 116H137V115H136ZM138 116H139V115H138ZM189 116H190V115H189ZM224 116H225V115H224ZM36 117H37V116H36ZM41 117H42V116H41ZM62 117H64V116H62ZM67 117H66V118H67ZM209 117H210V116H209ZM212 117H213V116H212ZM226 117H227V116H226ZM254 117H255V116H254ZM256 117H257V116H256ZM259 117H260V116H259ZM59 118H61V116H60ZM59 118H58V120H59ZM66 118L64 117L65 120H67ZM218 118H219V117H217V120H218ZM39 119H40V118H39ZM44 119H45V118H44ZM64 119H63V120H64ZM73 119H74V118H73ZM84 119H85V118H84ZM114 119H115V116H114ZM134 119H135V118H134ZM143 119H144V118H143ZM205 119H206V118H205ZM37 120H38V119H37ZM40 120H41V119H40ZM61 120H62V119H61ZM65 120H64V121H65ZM118 120H119V119H118ZM151 120H152V119H151ZM239 120H240V119H239ZM242 120H244V119H242ZM262 120H263V118H262ZM31 121H32V120L29 121L30 124H31ZM33 121H34V120H33ZM91 121H92V120H91ZM107 121H108V120H107ZM132 121H133V119H132ZM159 121H160V120H159ZM190 121H192V120H190ZM190 121H189V123H190ZM221 121H222V120H221ZM255 121H256V120H255ZM60 122H61V121H60ZM73 122H74V121H73ZM134 122H135V121H134ZM193 122H195V120H194ZM226 122H227V121H226ZM244 122H245V121H244ZM247 122H248V121H247ZM252 122H253V121H252ZM252 122H251V123H252ZM259 122L261 123V125H263L264 120H263V122H261V121H259ZM259 122H258V123H259ZM49 123H50V122H49ZM62 123H63V122H62ZM75 123H76V122H75ZM118 123H119V122H118ZM154 123H156V122H154ZM186 123H187V122H186ZM198 123H199V122H197V124H198ZM213 123H214V121H213ZM213 123H212V124H213ZM216 123H217V122H216ZM216 123H215V124H216ZM218 123H219V122H218ZM240 123H241V122H240ZM242 123H243V122H242ZM253 123H255V122H253ZM260 123L258 124V126L260 125ZM53 124H54V122H53ZM63 124H64V123H63ZM65 124H66V123H65ZM78 124H79V123H77L76 125H77L78 127H80ZM100 124H101V123H100ZM119 124H120V123H119ZM132 124H133V123H131V125H132ZM194 124H195V123H194ZM224 124H225V123H224ZM244 124H245V123H244ZM244 124H243V125H244ZM246 124H247V123H246ZM249 124H250V123H249ZM70 125H72V124H70ZM90 125H91V124H90ZM191 125H192V124H191ZM222 125H223V124H222ZM235 125H236V124H235ZM241 125H242V124H241ZM251 125H252V124H251ZM60 126H61V125H60ZM65 126L67 127V125H65ZM133 126H135V124H134ZM188 126H189V125H188ZM194 126H195V125H194ZM201 126H202V125H201ZM217 126H218V125H217ZM249 126H250V125H249ZM53 127H54V126H53ZM72 127H73V125H72ZM138 127H139V126H138ZM145 127H146V126H145ZM170 127H171V126H170ZM183 127H184V126L182 125V128H183ZM215 127H216V125H215ZM253 127H256V126H253ZM261 127H262V126H261ZM177 128H178V127H177ZM180 128H181V127H180ZM201 128H202V127H201ZM201 128L199 127L198 130L201 129ZM206 128H207V127H206ZM259 128H260V127H259ZM259 128H258V129H259ZM262 128L264 129V127H262ZM262 128H260V129H262ZM55 129H56V128H55ZM60 129H61V128H60ZM63 129H64V126H63ZM108 129H109V128H108ZM108 129H107V130H108ZM131 129H132V128H131ZM140 129H141V128H140ZM143 129H144V127H143ZM256 129H257V127H256ZM36 130H37V129H36ZM66 130H67V129H66ZM90 130H91V129H90ZM98 130H99V129H98ZM100 130H101V128H100ZM167 130H168V129H167ZM167 130H166V131H167ZM172 130H173V129H172ZM188 130H189V128H188ZM191 130H192V129H191ZM195 130H196V129H195ZM205 130H206V129H205ZM216 130H217V129H216ZM236 130H237V129H236ZM248 130H249V129H248ZM55 131H56V130H55ZM101 131H103V130H101ZM164 131H165V130H164ZM196 131H197V130H196ZM260 131H262V130H260ZM34 132H35V131H34ZM38 132H39V131H38ZM53 132H54V131H53ZM53 132H52V133H53ZM84 132H85V131H84ZM87 132H89V131H87ZM94 132H95V131H94ZM99 132H100V131H99ZM105 132H106V131H105ZM200 132H201V131H200ZM219 132H220V131H219ZM29 133H31V132H29ZM29 133H28V134H29ZM45 133H46V132H45ZM77 133H78V132H77ZM130 133H131V132H130ZM170 133H171V132H170ZM179 133L181 134V131H180ZM191 133H192V132H191ZM191 133H189V135L192 136V134H193L194 132H193L192 134H191ZM246 133H248V132H246ZM263 133H264V131H263ZM28 134H27V135H28ZM58 134H59V133H58ZM104 134H105V133H104ZM127 134H128V133H127ZM144 134H145V133H144ZM184 134H185V133H184ZM200 134H201V133H200ZM206 134H207V133H206ZM261 134H262V132H261ZM24 135H25V134H24ZM49 135H50V134H49ZM49 135H48V136H49ZM56 135H57V133H56ZM61 135H62V134H61ZM63 135H64V138H65V135H66V134H63ZM83 135H84V134H83ZM86 135H87V134H86ZM95 135H96V133H95ZM147 135H149V134L147 133ZM185 135H186V134H185ZM30 136H31V135H30ZM43 136H44V135H43ZM66 136H67V135H66ZM71 136H72V134H71ZM113 136H114V135H113ZM22 137H23V136H22ZM27 137H28V136H27ZM27 137H25V141H26V138H27ZM54 137H55V136H54ZM58 137H60V134L57 136V139H59ZM103 137H104V136H103ZM103 137H102V138H103ZM169 137H171V136H169ZM173 137H174V136H173ZM240 137H241V136H240ZM255 137H256V136H255ZM29 138L32 139V137H29ZM40 138H41V137H40ZM100 138H101V137H100ZM102 138H101V139H102ZM122 138H123V137H122ZM171 138H172V137H171ZM226 138H227V137H226ZM13 139H14V138H13ZM42 139H43V138H42ZM54 139H55V138H54ZM61 139H62V138H61ZM61 139H59V141H60ZM103 139H104V138H103ZM10 140H11V139H10ZM14 140H15V139H14ZM45 140H47V139H45ZM66 140H67V139H66ZM189 140H190V139H189ZM247 140H248V139H247ZM18 141H19V140H18ZM23 141H24V140H23ZM32 141H33V140H32ZM39 141H40V139H39ZM57 141H58V140H57ZM98 141H99V140H98ZM176 141H177V140H176ZM218 141H220V140H218ZM248 141H251V140H248ZM256 141H257V140H256ZM14 142H15V141H14ZM54 142H55V141H54ZM54 142H53V143H54ZM99 142H100V141H99ZM157 142H158V141H157ZM177 142H178V141H177ZM186 142H187V141H186ZM27 143H30V142H27ZM27 143H26V144H27ZM32 143H34V142H32ZM47 143H48V140H47ZM143 143H144V142H143ZM215 143H216V142H215ZM219 143H221V142H219ZM258 143H259V141H258ZM8 144H9V143H8ZM34 144H35V143H34ZM115 144H116V143H115ZM190 144H191V143H190ZM205 144H207V143H205ZM212 144H213V143H212ZM10 145H11V144H10ZM14 145H15V144H14ZM35 145H36V144H35ZM55 145H56V143H55ZM152 145H153V144H152ZM203 145H204V144H203ZM215 145H216V144H215ZM249 145H250V144H249ZM22 146H25V145L23 144ZM22 146H21V147H22ZM31 146H34V145H33V144L31 145V143H30V148H31ZM46 146H47V145H46ZM48 146H49V145H48ZM139 147H140V146H139ZM194 147H195V146H194ZM206 147H207V146H206ZM211 147H213V145H212ZM211 147H209V148H211ZM245 147H246V146H245ZM19 148H20V147H19ZM30 148H29V149H30ZM34 148H35V147H34ZM38 148H39V147H38ZM135 148H136V147H135ZM173 148H174V147H173ZM235 148H236V147H235ZM251 148L253 149V147H251ZM25 149H27V148L24 147V150H25ZM40 149H42V148H40ZM152 149H153V148H152ZM174 149H175V148H174ZM245 149H248V148H245ZM252 149H250V150H252ZM20 150H21V149H20ZM20 150H19V151H18V150H15V151H18V152H14V155H13V156H15V153H20ZM22 150H23V148H22ZM24 150L21 151V152H23V155L26 157V155L24 154L26 151L24 152ZM52 150H54V149H52ZM58 150H59V149H58ZM103 150H104V152L107 151V150L105 151V149H103ZM212 150H213V149H212ZM219 150H220V149H219ZM11 151H12V150H11ZM27 151H28V150H27ZM31 151L33 152V150H31ZM101 151H102V150H101ZM167 151H168V150H167ZM201 151H202V150H201ZM7 152H8V151H7ZM32 152H31V153H32ZM42 152H43V151H42ZM104 152H102V154H103ZM181 152H182V151H181ZM226 152H227V151H226ZM12 153H13V152H12ZM12 153H11V154H12ZM29 153H30V150H29ZM53 153H54V152H53ZM106 153H107V152H106ZM21 154H22V153H21ZM26 154H28V152H27ZM32 154H33V153H32ZM55 154H56V153H55ZM113 154H114V153H113ZM122 154H124V153L122 152ZM227 154H228V153H227ZM246 154H247V153H246ZM17 155H18V157L20 156V154H17ZM42 155H43V154H42ZM48 155H49V154H48ZM116 155H118V154H116ZM46 156H47V155H46ZM101 156H102V155H101ZM107 156H109V155H106V157L104 158V160H106V158H108ZM124 156H125V154H124ZM146 156H147V155H146ZM166 156H167V155H166ZM218 156H219V155H218ZM49 157H50V156H49ZM99 157H100V156H99ZM99 157H98V158H99ZM102 157H103V156H102ZM113 157H114V156H113ZM164 157H165V156H164ZM199 157H200V156H199ZM228 157H229V156H228ZM5 158H6V157H5ZM7 158H8V157H7ZM11 158H14V157L10 156V159H11ZM21 158H24V157H21ZM21 158H20V159H21ZM27 158H28V157H27ZM95 158H96V157H95ZM183 158H184V157H183ZM215 158H216V157H215ZM224 158H225V157H224ZM15 159H16V157H15ZM15 159H14V160H15ZM43 159H44V157H43ZM99 159H100V158H99ZM1 160H2V159H1ZM37 160H38V159H37ZM87 160H88V159H87ZM101 160H102V159H101ZM101 160H98V161H101ZM212 160H213V158H212ZM216 160H217V159H216ZM8 161H10V160H8ZM18 161H19V160H18ZM20 161L22 162V159H21ZM26 161H27V160H26ZM51 161H54L53 163H55V160H52V159H51ZM51 161H50V165H51ZM90 161H93V160H90ZM90 161L88 160L87 162L89 163ZM107 161H108V160H107ZM107 161H106V162H107ZM232 161H233V160H232ZM6 162H7V161H6ZM14 162H15V161H14ZM21 162H19V163H21ZM48 162H49V161H47V163H48ZM101 162H102V161H101ZM110 162H111V161H110ZM115 162H116V161H115ZM146 162H147V161H146ZM156 162H157V161H156ZM214 162H215V161H214ZM260 162H261V161H260ZM1 163H2V162H1ZM15 163H17V161H16ZM15 163H14V164H15ZM23 163H26V162L23 161ZM71 163H72V162H71ZM75 163H76V162H75ZM75 163H74V164H75ZM78 163H79V162H78ZM92 163H95V162H92ZM103 163H105V162H103ZM147 163H148V162H147ZM204 163H205V162H204ZM206 163H207V162H206ZM209 163H210V162H209ZM209 163H208V164H209ZM235 163H236V161H235ZM17 164H18V163H17ZM17 164H15V165H17ZM21 164H22V163H21ZM56 164H57V163H56ZM56 164H54V165H52V166H56ZM154 164H155V163H154ZM217 164H218V163H217ZM222 164H223V163H222ZM253 164H254V162H253ZM11 165H12V164H11ZM35 165H38V164H35ZM57 165H58V164H57ZM72 165H73V163H72ZM76 165H77V164H76ZM76 165H73V166L75 167ZM79 165H80V164H79ZM89 165H90V164H89ZM115 165H116V164H115ZM121 165H122V164H121ZM121 165H120V166H121ZM201 165H203V164H201ZM201 165H200V166H201ZM205 165H207V164H205ZM236 165H237V164H236ZM260 165H261V164H260ZM17 166H20V164L17 165ZM23 166H24V165L22 164V167H23ZM90 166H91V165H90ZM94 166H95V164H94ZM96 166H97V165H96ZM122 166H123V165H122ZM168 166H169V165H168ZM209 166H210V165H209ZM218 166H219V165H218ZM218 166H217V167H218ZM250 166H251V165H250ZM261 166H262V165H261ZM0 167H1V165H0ZM2 167H3V166H2ZM4 167H5V164H4ZM4 167H3V168H4ZM9 167H11V166H9ZM9 167H8V168H9ZM41 167H42V166H41ZM44 167H45V166H44ZM46 167H47V166H46ZM48 167H49V166H48ZM48 167H47V168H48ZM59 167H60V166H59ZM61 167L63 168V166H61ZM65 167H68V166H65ZM65 167H64V169H65ZM78 167H79V166H77V168H76V167H75V168H76V170H79V171H80V169H78ZM192 167H193V165H192ZM222 167H223V166H222ZM229 167H231V166H229ZM6 168H7V167H6ZM20 168H21V167H20ZM25 168H26V167H25ZM37 168H38V167H36V169H37ZM49 168H50V167H49ZM56 168H57V167H56ZM62 168H59V169H60L59 172L61 171ZM72 168H73V167H72ZM75 168H73V169H75ZM84 168H85V167H84ZM89 168H90V167H89ZM95 168H96V167H95ZM194 168H195V167H194ZM199 168H200V167H199ZM226 168H227V167H226ZM226 168H225V169H226ZM231 168H232V167H231ZM238 168H239V167H238ZM259 168H260V167H259ZM0 169H1V168H0ZM36 169H35V170H36ZM38 169H39V170H42V168H38ZM38 169H37V170H38ZM53 169H54V168H53ZM66 169H67V168H66ZM68 169H71V168L68 167ZM73 169H72V170H73ZM85 169H86V168H85ZM93 169H94V167H93ZM229 169H230V168H229ZM229 169H228V170H229ZM234 169H235V168H234ZM236 169H237V168H236ZM3 170H4V169H3ZM30 170H33V169H30ZM35 170L32 171L31 173H29V172H30L29 170H26V171H28V175L31 174V176H30L31 179H30L29 176H27V177H26V179H27L26 182H28V177H29V179L32 181V177H33V175H34V179H33V180L35 181V184L38 183V186H39L40 182H38L37 180L40 179V181H42V178H41V177L46 176V175L44 174L45 169H43V171H44V172H43V176H41V173H40V172H39V174H38V172H35ZM39 170H38V171H39ZM50 170H52V168H50ZM56 170H57V169H56ZM72 170H70L69 172H71ZM208 170H209V169H208ZM231 170H232V169H231ZM247 170H248V169H247ZM250 170H251V169H250ZM7 171H8V170H7ZM12 171H13V170H12V168H11L10 172H12ZM16 171H18V170H16ZM26 171L24 172V174H26ZM48 171H49V170H48ZM62 171H63V169H62ZM119 171H120V170H119ZM165 171H166V170H165ZM226 171H227V170H226ZM41 172H42V171H41ZM46 172H47V169H46ZM53 172L55 173L54 170H53ZM53 172H52V173H53ZM57 172H58V171H57ZM57 172H56V173H57ZM75 172H76V171H75ZM75 172H72V174H71V173H70V174H71V175H74L73 173H75ZM121 172L124 173V171H122V170H121ZM227 172H228V171H227ZM3 173H4V172H3ZM12 173H13V172H12ZM20 173H21V172H20ZM34 173H37V175L39 176V177H38L39 179H36V178H37V175L35 176ZM49 173H50V171L47 172V176H46V178H45V177H43V178L49 180V177H48ZM61 173H65V171H64V172H61ZM66 173H67V172H66ZM66 173H65V174H66ZM248 173H249V172H248ZM1 174H2V173L0 172V175H1ZM4 174H5V173H4ZM16 174H17V173H16ZM22 174H23V173H22ZM24 174H23L22 176H25ZM32 174H33V175H32ZM59 174H60V173H59ZM65 174H63V175H65ZM67 174H68V173H67ZM124 174H125V173H124ZM203 174H204V173H203ZM19 175H20V174H19ZM26 175H27V174H26ZM50 175H51V173H50ZM50 175H49V176H50ZM95 175H96V174H95ZM122 175H123V174H122ZM172 175H173V174H172ZM207 175H208V173H207ZM237 175H238V174H237ZM260 175H261V174H260ZM262 175H263V174H262ZM40 176H41V177H40ZM66 176H67V175H66ZM74 176H75V175H74ZM196 176H197V175H196ZM196 176H194V177H196ZM205 176H206V174H205ZM5 177H6V176H5ZM8 177H9V175H8ZM10 177H11V176H10ZM47 177H48V178H47ZM69 177H70V176H69ZM184 177H185V176H184ZM259 177H260V176H259ZM11 178H12V177H11ZM13 178H14V177H13ZM112 178H114V177H112ZM234 178H235V177H234ZM0 179H1V178H0ZM2 179H3V178H2ZM18 179H19V178H17V180H18ZM20 179H21V177H20ZM20 179L18 180V181H19L18 186L16 185L18 181L16 182V184H14L15 181H16V180L14 179L15 181L13 180L14 182L12 181V182H13L12 184L15 185V186H13V185L11 184L13 187H12V186H10V187H12V189H16V188H14V187L17 186V189H18V187H20V185H19L20 183H22L21 186H22V185L24 186L23 182H25V180H24V181L22 180V182H21ZM99 179H100V178H99ZM99 179H98V181H99ZM157 179H158V178H157ZM196 179H197V178H196ZM202 179H203V178H202ZM5 180H7V179L5 178ZM8 180H10V179L8 178ZM114 180H115V179H114ZM117 180H118V179H117ZM117 180H116V181H117ZM197 180H198V179H197ZM254 180H255V179H254ZM260 180H261V179H260ZM31 181H30V183H32ZM34 181H33V184H34ZM45 181H46V180H45ZM98 181H97V182H98ZM145 181H146V180H145ZM192 181H193V180H192ZM231 181H232V180H231ZM256 181H257V180H256ZM0 182H1V184H2V182H3V183H4V182H7V184L9 183L8 181H0ZM26 182H25V184H26ZM91 182H92V180H91ZM204 182H205V181H204ZM258 182H259V181H258ZM10 183H11V181H10ZM30 183H27L26 185H29ZM45 183H47V182H45ZM93 183H94V181L92 182V184H93ZM205 183H206V182H205ZM1 184H0V185H1ZM33 184H31L32 187H33ZM35 184H34V185H35ZM41 184H43V181H42ZM94 184H95V183H94ZM96 184H97V183H96ZM182 184H183V183H182ZM250 184H251V183H250ZM5 185H6V183H5ZM44 185H45V184H44ZM114 185H115V184H114ZM128 185H129V184H128ZM204 185H205V184H204ZM207 185H208V184H207ZM253 185H254V184H253ZM2 186H3L4 189H5V186H4L3 184H2ZM2 186H1V187H2ZM38 186H37V187H38ZM116 186H117V185H116ZM159 186H160V185H159ZM225 186H226V185H225ZM7 187H8V185H7ZM26 187H27V186H26ZM26 187H25V188H26ZM29 187H30V186H29ZM34 187H35V189H36V186H34ZM39 187H40V186H39ZM44 187H45V186H44ZM109 187H110V186H109ZM186 187H187V186H186ZM233 187H234V186H233ZM236 187H237V186H236ZM261 187H262V186H261ZM42 188H43V186L41 185V188H40V189H42ZM89 188H90V187H89ZM127 188H128V187H127ZM129 188H130V186H129ZM181 188H183V187L181 186ZM210 188L213 189V187H210ZM19 189H22V188L20 187ZM26 189H28V188H26ZM38 189H39V188H38ZM55 189H56V188H55ZM74 189H76V188H74ZM173 189H174V188H173ZM188 189H189V188H188ZM196 189H197V188H196ZM198 189H199V188H198ZM198 189H197V190H198ZM232 189H233V188H232ZM7 190L9 191L10 188H9V189L7 188ZM7 190L5 189V191H7ZM22 190H24V189H22ZM42 190H43V189H42ZM42 190H41V192H42ZM66 190H67V189H66ZM107 190H108V189H107ZM131 190H132V189H131ZM0 191H1V190H0ZM5 191L0 192V193H2V195H4V194H5ZM10 191H11V190H10ZM27 191H29V190H26V192H27ZM33 191H34V189H33ZM35 191H36V190H35ZM35 191H34V192H35ZM44 191H46V190H44ZM51 191H52V190H51ZM51 191H49V192L47 191V194L49 193L48 195H51V194L53 195V194L55 193V192H54V193H51ZM64 191H65V190H64ZM64 191H63V192H64ZM67 191H68V190H67ZM76 191H78V190H76ZM76 191H75V192H76ZM99 191H100V190H99ZM187 191H188V190H187ZM262 191H263V190H262ZM262 191H261V193H262ZM34 192H33V194H34ZM69 192H72V190L69 191ZM185 192H186V191H185ZM3 193H4V194H3ZM27 193H29V192H27ZM44 193H46V192H44ZM50 193H51V194H50ZM56 193H57V192H56ZM61 193H62V192H61ZM72 193H73V192H72ZM76 193H77V192H76ZM78 193H79V192H78ZM84 193H85V192H84ZM113 193H114V192H113ZM159 193H160V192H159ZM187 193H188V192H186V194H187ZM228 193H229V191H228ZM31 194H32V193H31ZM31 194H29V196H30ZM33 194H32V195H33ZM42 194H43V193H42ZM73 194H74V193H73ZM101 194H102V193H101ZM115 194H116V193H115ZM126 194H127V193H126ZM135 194H136V193H135ZM235 194H236V193H235ZM0 195H1V194H0ZM38 195H39V194H38ZM54 195H55V194H54ZM56 195H57V194H56ZM62 195H63V194H62ZM62 195H61V196H62ZM66 195H67V194H66ZM71 195H72V194H71ZM75 195H76V194H75ZM110 195H111V194H110ZM129 195H130V194H129ZM237 195H239V194H237ZM240 195H241V194H240ZM253 195H254V194H253ZM258 195H259V194H258ZM6 196H7V194H6ZM24 196H26L25 193H24ZM34 196H35V194H34ZM34 196H33V197H34ZM36 196H37V192H36ZM44 196L46 197L45 194H44ZM68 196H69V195H67V197H68ZM102 196H103V195H102ZM1 197H2V196H1ZM1 197H0V199H1ZM30 197H31V196H30ZM30 197H29V199H30ZM33 197H32V198H33ZM71 197H72V196H71ZM210 197H211V196H210ZM242 197H243V196H242ZM255 197H256V196H255ZM6 198H8V196H7ZM21 198H22V197H21ZM26 198H27V197H26ZM38 198H39V197H38ZM38 198H37V199H38ZM41 198H42V197H40L39 200H40ZM48 198L50 199V196H47V199H48ZM65 198H66V197H65ZM166 198H167V197H166ZM166 198H165V199H166ZM182 198H183V197H182ZM214 198H215V197H214ZM4 199H5V197H3V200H4ZM22 199H23V198H22ZM22 199H20V201H21ZM49 199H48V200H49ZM63 199H64V198H63ZM112 199H113V198H112ZM124 199H125V197H124ZM237 199H238V198H237ZM246 199H247V198H246ZM255 199H256V198H255ZM257 199H258V198H257ZM9 200H10V198H9L7 201H9ZM24 200H27V199L24 198ZM24 200H23V201H24ZM30 200H31V199H30ZM42 200H44V199L42 198ZM105 200H106V199H105ZM207 200H208V199H207ZM227 200H228V199H227ZM20 201L18 200V202H19V203H17V204H19V207H18V205H17L16 203H14V200H12V202H13L14 204H16V205H15L14 207H12V208H20ZM32 201H33V200H32ZM32 201L26 202V203L28 204V207H29V203L32 202ZM45 201H47V200H45ZM74 201H75V200H74ZM138 201H139V200H138ZM209 201H210V200H209ZM0 202H1V200H0ZM12 202H11V201L9 202V203H11V204H10L11 206H13V205H12ZM33 202H34V201H33ZM33 202H32V203H33ZM129 202H130V201H129ZM171 202H172V201H171ZM206 202H207V201H206ZM212 202H213V201H212ZM235 202L237 203V200H235ZM255 202H256V201H255ZM258 202H259V201H258ZM1 203H2V202H1ZM1 203H0V204H1ZM5 203H7V202H5ZM21 203H22V204H21L22 208H25V209H26V207H25V206H26V205H25V204H26L25 201H24V202L21 201ZM23 203H24V204H23ZM34 203H35V202H34ZM131 203H132V202H131ZM7 204H8V203H7ZM7 204H5L6 207H4L3 204H1V205H3V208H5V209L7 210V209L10 207V206L8 207ZM38 204H39V203H38ZM207 204H208V202H207ZM209 204H210V203H209ZM209 204H208V205H209ZM217 204H218V203H217ZM217 204H216V205H217ZM1 205H0V208L2 207ZM23 205H25V206H23ZM30 205L35 206V204H34V205H33V204H30ZM124 205H125V204H124ZM138 205H139V204H138ZM16 206H17V207H16ZM262 206H263V205H262ZM7 207H8V208H7ZM35 207H36V206H35ZM122 207H123V206H122ZM124 207H125V206H124ZM164 207H165V206H164ZM204 207H205V206H204ZM214 207H215V206H214ZM29 208H30V207H29ZM32 208H33V207H32ZM41 208H42V207H41ZM127 208H128V206H127ZM221 208H222V207H221ZM5 209L2 210L3 212L0 210V211L2 212V213L0 212V215H3V220H4V222H3V221H2V222L5 223L4 225H7V224H8V223L6 224L7 221H5V218H6V220H8L10 217H11V219H12V217H14V218H13V219H14V222L16 221V222L19 224L18 220H15V216L13 215V213L18 214V213L15 212V211H17V210H14V209H13V210H14V212H13V210H12V211H10V210H8V211H4ZM27 209H28V208H27ZM34 209H35V208H34ZM107 209H108V208H107ZM198 209H199V208H198ZM201 209H202V208H201ZM263 209H264V208H263ZM18 210H19V209H18ZM23 210H24V209H23ZM23 210H20V211L22 212ZM32 210H33V209H32ZM60 210H61V209H60ZM155 210H156V209H155ZM202 210H203V209H202ZM202 210H201V211H202ZM20 211H19V212H20ZM29 211H31V208L29 209ZM33 211H34V210H33ZM94 211H95V210H94ZM166 211H167V210H166ZM169 211H170V210H169ZM5 212L8 213V214H6ZM21 212H20V213H21ZM23 212L25 213V211H23ZM26 212H27V211H26ZM35 212H36V211H35ZM66 212H67V211H65V213H66ZM172 212H173V211H172ZM202 212H205V211H202ZM209 212H210V211H209ZM216 212H217V211H216ZM226 212H227V211H226ZM263 212H264V211H263ZM263 212H262V213H263ZM11 213H12V214H11ZM62 213H64V212H62ZM62 213H60V216L62 215ZM105 213L107 214L108 212H105ZM163 213H164V212H163ZM166 213H167V212H166ZM188 213H189V212H188ZM21 214H22V213H21ZM26 214H27V213H26ZM93 214H95V212H94ZM93 214H92V215H93ZM97 214H98V212H97ZM99 214H100V213H99ZM102 214H104V213H102ZM102 214H101V215H102ZM193 214H194V213H193ZM210 214H211V213H210ZM9 215H10V216H9ZM19 215H20V214H19ZM19 215H17V217H18ZM39 215H40V214H39ZM39 215H38V218H39ZM41 215H42V214H41ZM67 215H68V213L66 214V217H67V218H70V216L68 217ZM90 215H91V214H90ZM90 215H88V216H90ZM101 215H100V218H103V215H102V217H101ZM109 215H112V214H109ZM167 215H168V214H167ZM179 215H180V214H179ZM201 215H202V214H201ZM215 215H216V214H215ZM228 215H229V214H228ZM60 216H59V217H60ZM62 216L64 217V214H63ZM62 216H61V217H62ZM83 216H85V215H83ZM93 216H95V215H93ZM98 216H99V215H97L96 218H98ZM106 216H107V215H106ZM125 216H127V215H125ZM129 216H130V215H129ZM162 216H163V215H162ZM184 216H185V215H184ZM184 216H183V217H184ZM220 216H221V215H220ZM7 217H8V218H7ZM17 217H16V218H17ZM24 217H25V216H24ZM27 217H28V216H27ZM86 217H87V215L85 216V218H86ZM1 218H2V216H1ZM67 218H66V220H67ZM87 218H88V217H87ZM93 218H94V217H93ZM104 218H105V214H104ZM171 218H172V217H171ZM187 218H188V217H187ZM207 218H208V217H207ZM226 218H227V217H226ZM229 218H230V217H229ZM11 219H9V221H8V222L11 224V226L9 227V229H10V228H13V224H12V222H10ZM13 219H12V220H13ZM39 219L42 220V221L39 220L40 223L43 222V220H44L41 216H40ZM82 219H83V218H82ZM175 219H176V218H175ZM227 219H228V218H227ZM0 220H1V219H0ZM34 220H35V218H34ZM66 220H64V221H66ZM68 220H69V219H68ZM68 220H67V221H68ZM70 220H71V219H70ZM70 220H69V221H70ZM90 220H91V217H90ZM171 220H172V219H171ZM222 220H223V219H222ZM19 221H20V220H19ZM37 221H38V220L34 221V223H36ZM44 221H45V220H44ZM54 221H55V220H54ZM54 221H53V222H54ZM57 221H58V220H57ZM57 221H55V222H56V227H57V228H56L55 230L53 229L55 232H56V230L60 229V227H61L60 225H62V224H60L61 222H60V223H57ZM80 221H81V220L77 221L76 223H78V222H80ZM181 221H183V220H181ZM195 221H196V220H195ZM224 221H226V220H224ZM14 222H13V223H14ZM39 222H38V223H39ZM53 222H52V223H53ZM62 222H63V221H62ZM183 222H184V221H183ZM0 223H1V221H0ZM45 223H46V222H45ZM63 223L66 224V222H63ZM84 223H85V222H84ZM187 223H188V222H187ZM187 223H184V224H187ZM196 223H198V225H199V222H198V221H196ZM196 223H195V224H196ZM1 224H2V223H1ZM1 224H0V225H1ZM21 224H22V223H21ZM21 224H19V226H20ZM27 224H28V223H27ZM36 224H37V223H36ZM41 224H42V223H41ZM43 224H44V222H43ZM43 224H42V225H43ZM47 224H48V222H47ZM47 224H46V225H47ZM58 224H59V226H57ZM73 224H74V223H73ZM78 224H79V223H78ZM122 224H123V223H122ZM8 225H9V224H8ZM15 225H17V224L15 223ZM33 225H34V224H33ZM48 225H50V223H49ZM261 225H262V223H261ZM1 226H3V225H1ZM19 226H16V227L19 228ZM31 226H32V225H30V226H28V227H31ZM35 226H36V225H35ZM40 226H41V225H40ZM54 226H55V225H53V226H51V227L55 228ZM73 226H74V225H73ZM151 226H152V225H151ZM185 226H187V225H185ZM3 227H5V226H3ZM7 227H8V226H7ZM21 227H23V226H21ZM24 227H26V226L24 225ZM38 227H39V226H38ZM43 227H44V225H43ZM58 227H59V228H58ZM65 227H66V225H65ZM65 227H64V228H65ZM68 227H69V226H68ZM31 228H34V226L31 227ZM35 228H36V227H35ZM39 228H40V227H39ZM39 228L36 229V230H38V231L35 230V231L38 232V233H39V231H40ZM45 228H47V227H45ZM70 228H71V227H69V229H70ZM104 228H105V227H104ZM152 228H153V227H152ZM176 228H177V226H176ZM176 228H175V229H176ZM189 228H190V227H189ZM6 229H7V228H6ZM14 229H15V228L12 229L13 232H12L11 230H8V229H7V232H6V233H10V232H12V234H9V235H14V236H12V237H14L15 239L18 238L19 240H20V238H21L22 236H23V237H22V240H23V238L26 236V238H24L25 241H24V240H23V241H19V243L22 242V246L20 245V246H21L20 248H24V247L26 246L25 244H27V243H25V242H26L27 240H29L28 243L32 245V248L35 246L34 242H32V243H33V244H32L31 241H32V239H33V241H38V240H37L38 238H37V239H34V236H33V234H32L33 232L30 233V231H33L34 229H33V230L31 229L30 231H27V235H26V232H25L22 236H20V235L18 234L20 237L17 236V238H16V236H15V233H16V232L14 231ZM19 229H20V228H19ZM21 229H22V228H21ZM27 229H28V228H27ZM42 229H43L45 232H44ZM48 229H49V228H48ZM61 229H63V228H61ZM61 229L58 230L56 233H55L54 231H51V230H50L49 233H50V236H51V237L48 239V242H49V243L47 244V248H46V249H48V250L46 251V249H45V251H46V255H47V252L49 253V250H51V251H50V254H51L52 250L55 251V252L53 251L52 254H55L57 249H58L57 252H59V251H60L59 249H61V248H58V247H59L60 245L62 246L63 244H67V243H68V241H69V239H70V238L68 237V236H69V233H66V234H67V237L69 238L68 241L65 242V243L63 242V244L60 243V241L62 242L61 237L63 238V236L66 235V234L63 233V232H62V233L64 234L63 236H62V234H60V233H61ZM24 230H25V229H24ZM67 230H68V229H66V232H67ZM70 230H71V229H70ZM224 230H225V229H224ZM227 230H228V229H227ZM259 230H260V229H259ZM8 231H10V232H8ZM22 231H23V230H20L21 233H22ZM25 231H26V230H25ZM41 231H42V234H43V232H44V233H48L44 228H42V226H41ZM62 231H63V230H62ZM102 231H103V230H102ZM189 231H190V230H189ZM191 231H192V229H191ZM228 231H229V230H228ZM18 232H19V231H18ZM51 232H53V233H51ZM70 232H71V231H70ZM21 233H20V234H21ZM28 233L32 234V235H30V236H33V237H31L32 239H30V236H28ZM40 233H41V232H40ZM71 233H72V232H71ZM71 233H70V235H71ZM141 233H142V232H141ZM150 233H151V232H150ZM217 233H218V232H217ZM217 233H216V235H217ZM35 234H37V233H34V235H35ZM52 234H53V235H52ZM54 234H55V235H54ZM76 234H77V233H76ZM175 234H176V233H175ZM260 234H261V232H260ZM0 235H2V234H0ZM6 235H7V234H6ZM9 235H7V236H9ZM16 235H17V234H16ZM44 235H47V234H44ZM59 235H60V236H59ZM73 235H74V234H73ZM177 235H179V234H177ZM203 235H204V234H203ZM212 235H213V234H212ZM227 235H228V234H227ZM246 235H247V234H246ZM38 236H39V237H42V236H40V234H39ZM48 236H49V235H47V237H44V236H43V237H44L45 240H46V239L48 238ZM52 236H53V238H52ZM58 236H59V237H58ZM174 236H175V235H174ZM197 236H199V235H197ZM201 236H202V234H201ZM221 236H222V235H221ZM253 236H254V235H253ZM175 237H176V240H177V236H175ZM178 237H179V236H178ZM181 237H182V236H181ZM4 238H5V236H4ZM4 238H3L2 236L0 237V239H2V240H4ZM27 238H29V239H27ZM51 238L54 239V240L51 241ZM65 238H66V236H65ZM76 238H77V237H76ZM133 238H134V237H133ZM146 238H148V236H147ZM179 238H180V237H179ZM223 238H226V237H223ZM246 238H247V237H246ZM260 238H261V237H260ZM5 239H6V238H5ZM10 239H11V237H8V240H9V241L4 240V241H5V242H4V245H5V246H6V245L8 246V243H9V242H10V244L14 243L15 239L13 240V238H12L11 240H13V241H10ZM18 239H17V240H18ZM138 239H139V238H138ZM168 239H169V237H168ZM185 239H186V238H185ZM191 239H192V238H191ZM248 239H249V238H248ZM248 239H247V240H248ZM2 240H1V241H2ZM17 240H16V241H17ZM40 240L42 241V239H40ZM40 240H39V245H40ZM45 240H44V241H45ZM49 240H50V241H49ZM59 240H60V241H59ZM66 240H67V238L65 239V241H66ZM70 240H71V239H70ZM140 240H141V239H140ZM140 240H139V241H140ZM145 240H146V239L144 238V241H145ZM180 240H181V239H180ZM194 240H195V239H194ZM261 240H262V239H261ZM16 241H15V242H16ZM44 241H43V244H44ZM53 241H54V242H53ZM55 241H57L58 243L55 242ZM63 241H64V240H63ZM72 241H73V240H72ZM92 241H93V240H92ZM139 241H137V242H139ZM148 241H149V239H148ZM213 241H214V240H213ZM256 241H257V240H256ZM17 242H18V241H17ZM23 242L25 243L24 245H23ZM119 242H120V241H119ZM165 242H166V241H165ZM6 243H7V244H6ZM36 243H37V242H36ZM55 243L58 244V245H56ZM59 243H60V245H59ZM139 243H140V242H139ZM139 243H138V244H139ZM250 243H251V242H250ZM2 244H3V243H2ZM10 244H9V246H8V249H9V247L11 248V247H14V246L16 245V244H13V245L11 246ZM52 244H53V245H52ZM68 244H69V243H68ZM68 244H67V245H68ZM4 245H3V246H4ZM17 245H18V246H17ZM17 245H16V246L19 247V244H17ZM31 245H28V246H31ZM33 245H34V246H33ZM36 245H37V244H36ZM45 245H46V243H45ZM55 245L58 246V247L56 248ZM249 245H250V244H249ZM23 246H24V247H23ZM37 246H38V245H37ZM40 246H42V245H40ZM53 246H54V247H53ZM61 246H60V247H61ZM132 246H134V244H133ZM153 246H154V245H153ZM153 246H152V247H153ZM206 246H207V245H206ZM17 247H16V249H17ZM48 247H50L51 249L48 248ZM63 247H64V245H63ZM66 247H67V246H66ZM246 247H247V246H246ZM32 248H31V247H28V248H27L28 251H27V250H26V247H25V250H26L27 252H29V250L31 249L30 251L32 252ZM38 248H40V247L38 246ZM55 248H56V249H55ZM69 248H70V247H69ZM132 248H133V247H132ZM134 248H135V246H134ZM138 248H139V247H138ZM193 248H194V247H193ZM243 248H244V247H243ZM1 249H2V247H1ZM1 249H0V250H1ZM14 249H15V248L12 249L13 252H14V251H18V250H16V249H15V250H14ZM33 249H34V248H33ZM62 249H63V248H62ZM62 249H61V250H62ZM101 249H102V248H101ZM140 249H141V248H140ZM169 249H170V248H169ZM183 249H185V247L182 248V250H183ZM4 250L8 251V250H7V247H5ZM4 250H1V251H0V263H1V264H7V263L10 264L9 262H10L12 259H10L9 256H10V255H11V256H17V253H18V252H17L16 254L14 253V254L12 255V253H11V254L9 255V254H8L9 252H6V251H5V252H6V253H5ZM10 250H11V249H10ZM34 250H36V249H34ZM40 250L42 251V250H43V247H42ZM136 250H137V249H136ZM174 250H175V249H174ZM178 250H179V249H178ZM180 250H181V249H180ZM180 250H179V252H180ZM185 250H186V249H185ZM241 250H242V249H241ZM22 251H23V250L21 249V251H19V254H20ZM43 251H44V250H43ZM63 251H65V249H64ZM133 251H134V250H133ZM139 251H140V250H139ZM144 251H145V250H144ZM198 251H199V250H198ZM206 251H207V250H206ZM3 252H4V254H1V253H3ZM10 252H11V251H10ZM23 252H24V251H23ZM37 252H38V251H37ZM61 252H62V251H61ZM100 252H101V251H100ZM130 252H131V251H130ZM146 252H147V251H146ZM176 252H178V251L175 250L174 253H176ZM214 252H215V250H214ZM128 253H129V252H128ZM134 253H135V252H133L132 254H134ZM138 253H139V252H138ZM189 253H190V252H189ZM217 253H218V252H217ZM238 253H239V252H238ZM246 253H247V252H246ZM21 254H22V253H21ZM24 254H25V253H23V256H24V259H25V258H27V257H25V256H27V255H26V254L24 255ZM27 254H29L28 257L32 255L31 253H27ZM33 254H34V252H33ZM50 254H49V256H50ZM72 254H73V253H72ZM125 254H127V250H126V253H125ZM142 254H143V253H142ZM152 254H153V253H152ZM166 254H168V252H167ZM244 254H245V253H244ZM4 255H6V256H4ZM58 255H59V254H58ZM80 255H81V253H80ZM135 255H136V254H135ZM135 255H131V256H134V257H135L134 259H136V256H137L138 254H137L136 256H135ZM201 255H202V254H201ZM201 255H200V256H201ZM262 255H263V254H262ZM20 256H21V255H20ZM59 256H60V255H59ZM122 256H123V255H122ZM126 256H127V255H126ZM131 256H129V259L132 258ZM138 256H139V255H138ZM138 256H137V257H138ZM169 256H170V255H169ZM191 256H192V255H191ZM239 256H240V255H239ZM3 257H4V258L6 257L7 259H8V257H9L10 261L7 262V263L4 262V261L6 260V258L4 259ZM37 257H38V256H37ZM124 257H125V255H124ZM140 257H141V256H140ZM150 257L153 259L152 256H150ZM192 257H193V256H192ZM216 257H217V256H216ZM234 257H235V256H234ZM234 257H233V258H234ZM237 257H238V256H237ZM13 258H14V257H13ZM18 258H19V257H18ZM18 258H15V259H18ZM21 258L23 259V257H21ZM21 258H19V259H21ZM68 258H69V257H68ZM89 258H91V257L89 256ZM104 258H105V257H104ZM179 258H180V257H179ZM198 258H199V257H198ZM200 258H201V257H200ZM9 259H8V260H9ZM19 259H18V260H19ZM42 259H44V258H42ZM53 259H54V258H53ZM87 259H88V257H87ZM155 259H156V257H155ZM180 259H181V258H180ZM234 259H235V258H234ZM236 259H237V258H236ZM3 260H4V261H3ZM13 260H14V259H13ZM44 260H45V259H44ZM88 260H89V259H88ZM88 260H87V261H88ZM131 260H132V259H131ZM138 260H139V257H138ZM171 260H172V259H171ZM176 260H177V259H176ZM198 260H199V259H198ZM205 260H206V259H205ZM14 261H15V260H14ZM46 261H47V260H46ZM85 261H86V260H85ZM87 261H86V263H87ZM122 261H123V260H122ZM122 261H121L120 264H122ZM140 261H141V260H140ZM140 261H138V262H140ZM153 261H154V259H153ZM180 261H181V260H180ZM180 261H179V262H180ZM202 261H203V260H202ZM207 261H208V260H207ZM57 262H58V261H57ZM57 262H55V264H57ZM76 262H77V261H76ZM168 262H169V261H168ZM191 262H192V261H191ZM191 262H190V263H191ZM50 263H51V264H54V263H52V262H50ZM50 263H49V264H50ZM86 263H85V264H86ZM89 263H90V262H88V264H89ZM95 263H96V262L94 261L93 264H95ZM125 263H126V262H125ZM133 263H134V262H133ZM144 263H145V261H144ZM176 263H177V262H176ZM226 263H227V262H226ZM43 264H44V263H43ZM46 264H47V263H46ZM59 264H60V263H59ZM66 264H67V263H66ZM73 264H74V263H73ZM90 264H91V263H90ZM123 264H124V263H123ZM142 264H143V263H142ZM152 264H153V263H152ZM185 264H186V263H185ZM259 264H260V263H259ZM262 264H263V263H262Z\"/></svg>","mask_w":264,"mask_h":264}]
</instances>
